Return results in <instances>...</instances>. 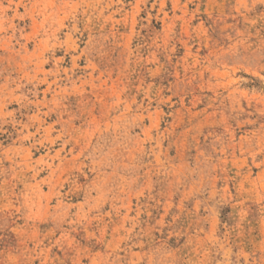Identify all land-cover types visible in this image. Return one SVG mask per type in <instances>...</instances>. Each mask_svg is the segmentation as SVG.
Returning <instances> with one entry per match:
<instances>
[{"label":"rangeland","instance_id":"obj_1","mask_svg":"<svg viewBox=\"0 0 264 264\" xmlns=\"http://www.w3.org/2000/svg\"><path fill=\"white\" fill-rule=\"evenodd\" d=\"M0 264H264V0H0Z\"/></svg>","mask_w":264,"mask_h":264}]
</instances>
